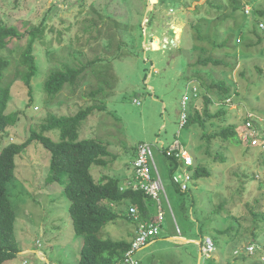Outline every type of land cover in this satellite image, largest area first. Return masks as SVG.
Wrapping results in <instances>:
<instances>
[{
	"label": "rangeland",
	"instance_id": "obj_1",
	"mask_svg": "<svg viewBox=\"0 0 264 264\" xmlns=\"http://www.w3.org/2000/svg\"><path fill=\"white\" fill-rule=\"evenodd\" d=\"M247 1L242 0L244 7ZM230 2L0 0L5 25H17L22 32L25 24L44 27L46 35L35 47L39 69L32 91L20 79L11 88L6 113L17 112L19 118L0 131V152L10 143L25 142L32 131L40 132L49 116L74 115L93 104L103 108L83 122L80 139L101 140L113 154L106 158L107 166H93L96 180L115 176L126 189V179L134 177L138 146L153 145L171 206L162 195L164 221L156 240L136 253L139 264H264V29H259L264 17L254 12V5L245 23L244 10L235 13L236 25V19L229 18ZM255 2L264 9V0ZM232 36H239L237 43ZM27 41L28 36L14 39L0 55L16 62ZM225 41V46H215ZM207 56L225 63L201 64L199 59ZM91 61L96 64L88 66L79 86L68 84L57 95L46 92L52 71ZM10 72H5L6 81L13 76ZM224 80L233 89L226 118L181 128L182 100L190 88H197L196 105L203 111V93ZM101 87L103 91L92 97ZM209 94L216 99L211 107L216 112L222 100L214 89ZM250 113L259 145L211 138L231 123L240 133ZM44 134L61 140L59 129ZM176 137L185 142L194 165L200 163L212 172L191 182L186 193L176 190L170 160L162 151V142L168 146ZM50 161L51 153L37 140L17 157L11 190L22 252L5 264L79 263L84 239L75 232L63 186L48 181ZM183 174L179 169L178 175ZM131 206L113 205L124 216ZM150 208L154 219L159 202L153 200ZM133 223L125 218L108 223L103 236L128 240L136 230ZM231 226L235 229L228 231ZM207 238L215 243L210 257L202 253ZM251 245L253 252L248 251Z\"/></svg>",
	"mask_w": 264,
	"mask_h": 264
},
{
	"label": "trees",
	"instance_id": "obj_2",
	"mask_svg": "<svg viewBox=\"0 0 264 264\" xmlns=\"http://www.w3.org/2000/svg\"><path fill=\"white\" fill-rule=\"evenodd\" d=\"M230 1L233 13L229 15V18L236 19L235 13L237 11H245V7L242 4V0ZM255 1L248 0L247 2H252L255 5L254 12L257 11L258 16L264 17V9L262 7L258 8V4H255ZM243 14L242 19L245 23L249 15H246V13ZM235 21L237 25L238 19ZM260 23L259 29L261 30ZM233 27L228 28L231 33L234 32ZM23 30L25 31L22 32L21 28L14 24L5 25L0 19V50L7 49L14 39L22 40L25 36H28V41L16 62L11 57L0 55L1 132L5 131L8 126L15 125L19 118V113L17 112L12 114L6 113L9 101L12 98L11 88L13 84L20 79L32 91V80L39 69L35 55V47L37 42L46 36L45 28L38 26L28 27L25 24ZM201 30L200 28L197 29L200 37L202 34ZM239 36H232L234 43H237ZM226 44L227 42L225 41L220 44L216 43L215 46H225ZM11 52L14 51L12 50ZM199 60L201 64L207 65L212 63L215 65L225 63L223 60L216 59L212 56L200 58ZM95 64V61H91L81 67L67 65L65 69L52 71L45 82L46 92L50 95H57L68 84L79 86L88 66L94 67ZM13 69H15V72H10ZM6 71L13 74L9 81L5 80ZM192 79H195V77H192ZM210 88L216 90L218 99L222 100V104L216 112L211 111V107L216 103V99L213 97V94H209ZM102 91V87L97 92L93 91L92 97H96ZM232 95L233 89L225 80L209 86L208 93H203V111L198 109L196 98H193L190 102L187 110L188 120L184 128H190L194 125L205 126L214 119H225L228 115L226 101ZM98 108L103 107L93 104L81 109L74 115H51L41 125L40 132L32 131L31 136L25 142L10 143L1 150L0 264H5L6 261L15 259L22 252L16 237L17 210L13 203L11 185L15 178L17 157L25 152L34 140L39 141L51 153L48 181L51 183H60L63 186L64 195L71 201L70 215L73 220L75 232L83 236L84 239L78 264H127V253L132 247V240L105 238L103 236L104 227L108 223H116L123 218L138 224V221H135L129 213L124 216L120 210L113 207V205H121L124 202H129L137 207L142 221L153 220V214L150 208L153 199L142 189H134L133 186H128L126 189H123V181L118 177L104 175L99 180L95 179L92 173L93 166H107L108 161L106 158L111 157L113 154L109 150V146L101 140L95 138L80 139V129L83 122ZM54 129L61 131V140L54 141L44 134V132ZM219 137L223 140L241 143L239 130L232 123L222 126L219 132L211 136V138ZM168 158L170 160L172 182L176 190L181 193H186L187 191H183L174 180L175 173L180 166V161L175 156ZM221 160L224 162L226 158L221 157ZM191 170L195 181L212 175L211 170L202 166L200 163L191 168ZM129 181L127 182L129 183ZM219 212L221 213V211ZM233 228L234 226H231L228 231H232ZM224 232L227 231H221V233Z\"/></svg>",
	"mask_w": 264,
	"mask_h": 264
},
{
	"label": "built area",
	"instance_id": "obj_3",
	"mask_svg": "<svg viewBox=\"0 0 264 264\" xmlns=\"http://www.w3.org/2000/svg\"><path fill=\"white\" fill-rule=\"evenodd\" d=\"M254 4L248 3L245 6V13L250 15ZM260 27L264 29V23H260ZM193 98L198 99L197 88H190V91L183 97L182 100V114L180 118V127L184 128L188 120V107ZM254 114L250 113L246 120L244 129L240 131L239 136L243 143L250 146L259 145V132L253 122ZM264 142V141H263ZM264 145V143H262ZM162 151L168 157L175 156L180 161V167L183 171V175H178V171L175 173L174 180L180 186L183 191H188L190 183L193 182V172L191 168L195 165L194 158L191 155L189 149L180 137H176L174 141L166 146L162 143ZM135 174L134 178L127 182L128 186H133L134 189H142L153 200H157L160 204L159 213L151 221H142L141 214L136 206H131L129 214L136 224V235L131 241V249L127 253V264H139V260L136 259V253L144 248L151 240L157 238L160 233L164 221V210L162 208V195L168 200V195L163 178L160 174L159 168L155 160V150L153 145L148 143H141L137 149V158L134 162ZM184 169V170H183ZM171 206V205H170ZM255 246L248 247L249 252L255 250ZM215 251V243L212 238H207L205 246L202 248V253H205L207 257Z\"/></svg>",
	"mask_w": 264,
	"mask_h": 264
},
{
	"label": "crops",
	"instance_id": "obj_4",
	"mask_svg": "<svg viewBox=\"0 0 264 264\" xmlns=\"http://www.w3.org/2000/svg\"><path fill=\"white\" fill-rule=\"evenodd\" d=\"M198 100V99H197ZM175 139V138H174ZM162 143H164V142H162ZM185 143V142H184ZM180 167V166H179ZM178 170H179V168H178ZM177 172V171H176ZM133 177H129V178H127L126 179V181H125V184L127 185V181L130 179H132ZM195 180L193 179V182H194ZM119 207V206H118ZM117 207V208H118ZM132 225H134V223L132 224ZM135 226H136V224H135ZM135 226H134V228H135ZM134 228H133V230H134ZM135 232V231H134ZM134 232H133V234H131V236H130V238H128V240H132L133 239V237H134ZM175 237H171L170 239L171 240H173ZM178 238H180L181 239V237H178ZM156 240V239H155ZM155 240H153L152 242H154ZM189 240H185V242H188ZM152 242H150L148 245H147V247H149L151 244H152ZM143 250V249H142ZM140 260H141V258H140Z\"/></svg>",
	"mask_w": 264,
	"mask_h": 264
}]
</instances>
